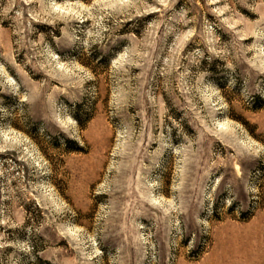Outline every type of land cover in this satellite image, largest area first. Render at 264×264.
Returning <instances> with one entry per match:
<instances>
[{"label": "rangeland", "instance_id": "rangeland-1", "mask_svg": "<svg viewBox=\"0 0 264 264\" xmlns=\"http://www.w3.org/2000/svg\"><path fill=\"white\" fill-rule=\"evenodd\" d=\"M0 264H264V0H0Z\"/></svg>", "mask_w": 264, "mask_h": 264}]
</instances>
